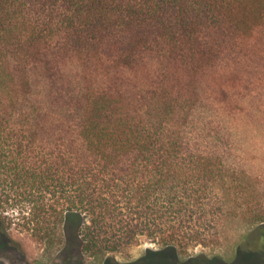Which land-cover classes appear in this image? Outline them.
Masks as SVG:
<instances>
[{"label": "trees", "instance_id": "1", "mask_svg": "<svg viewBox=\"0 0 264 264\" xmlns=\"http://www.w3.org/2000/svg\"><path fill=\"white\" fill-rule=\"evenodd\" d=\"M9 213L59 264H178L238 219L264 260V0H0Z\"/></svg>", "mask_w": 264, "mask_h": 264}, {"label": "rangeland", "instance_id": "2", "mask_svg": "<svg viewBox=\"0 0 264 264\" xmlns=\"http://www.w3.org/2000/svg\"><path fill=\"white\" fill-rule=\"evenodd\" d=\"M5 214H0V221L4 222L5 235L10 239L11 250L0 253V264H36L37 262L43 264H59L61 262L63 254L60 247L56 246L51 249H46L41 242L31 237L28 231L18 226L19 222L13 220L12 225L8 226V218H11L12 214ZM225 226V239L220 243L213 246L194 245L186 250L178 251V257L185 259L203 255L207 258L219 257L223 260H230L234 256V251L238 243L246 239L255 238L256 236V233L250 234L256 226L247 225L240 219L228 221ZM155 243L141 239L131 247L109 255L108 257L118 264L134 263L142 257L146 249H158L159 246ZM250 247L253 248V251L261 250L256 245ZM70 250L73 252V257H80L84 264H102L105 261L103 257L79 254L78 247L76 248L75 246ZM258 263L264 264L262 260H259ZM138 264L145 263L141 262Z\"/></svg>", "mask_w": 264, "mask_h": 264}, {"label": "flooded vegetation", "instance_id": "3", "mask_svg": "<svg viewBox=\"0 0 264 264\" xmlns=\"http://www.w3.org/2000/svg\"><path fill=\"white\" fill-rule=\"evenodd\" d=\"M234 254H237V256L240 255V257H238L239 260L237 259L239 261L237 262V264H259L258 261L261 260V258H258L256 256L251 257L248 253H236V249L234 251ZM251 254L258 256V252ZM213 259L216 258H207L203 255H198L196 257H189L185 259L177 258V262L178 264H231V262L234 260L233 257L230 260L218 259L215 261ZM262 262H264V260H262Z\"/></svg>", "mask_w": 264, "mask_h": 264}]
</instances>
